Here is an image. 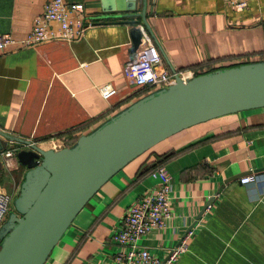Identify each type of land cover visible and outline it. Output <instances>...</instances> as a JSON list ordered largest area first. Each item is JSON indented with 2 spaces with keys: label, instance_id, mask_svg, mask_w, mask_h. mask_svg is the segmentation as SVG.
<instances>
[{
  "label": "crops",
  "instance_id": "crops-1",
  "mask_svg": "<svg viewBox=\"0 0 264 264\" xmlns=\"http://www.w3.org/2000/svg\"><path fill=\"white\" fill-rule=\"evenodd\" d=\"M65 1L83 4L92 21L80 40L0 50V131L44 150L62 140L73 146L149 94L125 76L134 55L131 22L142 27L141 19H105L123 6L117 0ZM247 1L248 8L239 12L230 0H148L147 21L163 66L171 70L161 49L175 70L262 60L264 0ZM47 2L0 0V36L25 39ZM105 86L116 91L108 100L99 92ZM4 141L0 138V146ZM2 158L0 194L15 199L26 169L16 155ZM158 165L172 176V217L163 232L148 234L143 246L165 259L192 230L177 264H264V185L240 182L264 175V109L193 126L132 161L88 202L46 264L108 260L115 252L110 237L128 209L158 184L151 176Z\"/></svg>",
  "mask_w": 264,
  "mask_h": 264
},
{
  "label": "water",
  "instance_id": "water-1",
  "mask_svg": "<svg viewBox=\"0 0 264 264\" xmlns=\"http://www.w3.org/2000/svg\"><path fill=\"white\" fill-rule=\"evenodd\" d=\"M117 1L123 6L105 19L142 22V27L131 22L132 52L142 45V29L160 47L147 21L148 0ZM257 109H264V61L218 69L186 83L177 78L175 85L148 94L59 151L0 131L5 140L0 158L13 144L26 169L15 212L0 230V264H46L88 202L132 161L193 126Z\"/></svg>",
  "mask_w": 264,
  "mask_h": 264
},
{
  "label": "built area",
  "instance_id": "built-area-1",
  "mask_svg": "<svg viewBox=\"0 0 264 264\" xmlns=\"http://www.w3.org/2000/svg\"><path fill=\"white\" fill-rule=\"evenodd\" d=\"M229 3L239 12L248 8L247 0H230ZM91 23L83 4H71L65 0H48L43 13L35 18L31 33L19 42L10 34L1 35L0 50L7 49L11 45L31 48L51 41L74 43L83 37ZM142 31L144 33L142 45L125 65V76L132 84L151 94L175 85L177 78L186 83L205 72L198 68L180 69L173 73L163 66L160 52L146 31L144 29ZM99 92L105 100L116 94L110 86L100 88ZM66 147L64 140L57 141L53 143L52 150L59 151ZM16 151H18L16 148L6 149L2 156L6 161L10 160L15 156ZM151 176L157 180L158 184L128 209L119 230L110 237L109 244L115 248V252L108 260H97L91 264H177L180 256L186 253L188 239L193 234L192 230L185 234L176 247L168 250L165 259L156 257L149 248L142 245V240L151 232H163L172 217L174 197L171 174L166 166L158 165L151 172ZM240 182L243 185L253 182L264 185V175L244 177L240 179ZM13 201L12 196L0 194V230L6 223L11 210L13 211Z\"/></svg>",
  "mask_w": 264,
  "mask_h": 264
},
{
  "label": "trees",
  "instance_id": "trees-1",
  "mask_svg": "<svg viewBox=\"0 0 264 264\" xmlns=\"http://www.w3.org/2000/svg\"><path fill=\"white\" fill-rule=\"evenodd\" d=\"M260 61H264V60H260ZM247 63H251V62H247ZM243 64H244V63H243ZM240 65H242V64H236V65H233V66H227V67H236V66H240ZM224 68H226V67H224ZM218 69H222V68H221V67H220V68H210V69H208L207 71L200 73V75H202V74H206V73H209V72H212V71L218 70ZM198 76H199V75H198Z\"/></svg>",
  "mask_w": 264,
  "mask_h": 264
},
{
  "label": "rangeland",
  "instance_id": "rangeland-1",
  "mask_svg": "<svg viewBox=\"0 0 264 264\" xmlns=\"http://www.w3.org/2000/svg\"><path fill=\"white\" fill-rule=\"evenodd\" d=\"M9 147H10L9 149L14 148V145L9 146ZM11 214H13V211H12V210H11V212L9 213V215L7 216V220L9 219V217H10ZM6 222H7V221H6Z\"/></svg>",
  "mask_w": 264,
  "mask_h": 264
},
{
  "label": "flooded vegetation",
  "instance_id": "flooded-vegetation-1",
  "mask_svg": "<svg viewBox=\"0 0 264 264\" xmlns=\"http://www.w3.org/2000/svg\"><path fill=\"white\" fill-rule=\"evenodd\" d=\"M15 212V209H14V204H13V213Z\"/></svg>",
  "mask_w": 264,
  "mask_h": 264
}]
</instances>
